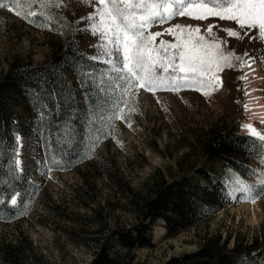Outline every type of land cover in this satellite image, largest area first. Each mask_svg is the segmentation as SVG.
<instances>
[{
    "label": "rangeland",
    "instance_id": "1",
    "mask_svg": "<svg viewBox=\"0 0 264 264\" xmlns=\"http://www.w3.org/2000/svg\"><path fill=\"white\" fill-rule=\"evenodd\" d=\"M21 3L23 6V0ZM63 4L61 8L44 10L53 17L51 22L39 16L22 19L0 9V74L15 64L50 63L61 46L60 33L52 28L66 23L75 29L78 51L89 58L100 57L96 61L101 62L100 42L87 31V22L82 19L92 7L81 0H63ZM171 23L199 24L202 29L208 23L235 27L232 22L217 18L201 22L178 17ZM214 31L228 39L229 50L239 55L247 51L256 58V71L249 81L239 79L249 68H234L221 73L222 87L208 97L194 90H181L178 94L158 91L155 96L141 90L137 111L130 117L131 126L120 120L111 121L107 138L97 143L89 138L92 115L78 75L67 69L65 74L84 113L88 134L85 158L69 169L49 171L45 157L47 134L44 125L37 128L40 116L12 93L3 98L6 110L19 125L16 137H20L22 171H17L27 183L32 200L26 204L23 196L16 193L17 204H23L27 211L16 220H0V264H88L105 244L113 258L131 264H165L173 256L197 250L208 238L226 244L228 249L236 242L250 244L257 240L264 244V194L251 203L239 190L261 185L264 180V145L262 155L245 162L247 171L208 159L204 149L213 130L236 127L238 132L250 134L244 126L252 125L264 134V121L251 117V111L245 109L251 94L247 85L256 88L264 102V42L236 40ZM89 74L102 86L110 71L106 65ZM108 93L110 116L114 94ZM199 169L223 180L226 190L215 188ZM181 175H189L192 185L199 181L207 184L223 208L174 235H167L164 220L157 218L151 227L152 246L121 245L114 233L143 218L144 205L156 184ZM258 193H264V189ZM162 228L164 232L156 237Z\"/></svg>",
    "mask_w": 264,
    "mask_h": 264
},
{
    "label": "trees",
    "instance_id": "2",
    "mask_svg": "<svg viewBox=\"0 0 264 264\" xmlns=\"http://www.w3.org/2000/svg\"><path fill=\"white\" fill-rule=\"evenodd\" d=\"M61 36V46L46 65H12L0 74V220L13 221L23 216L27 207L12 206L10 198L19 193L26 204L32 198L28 185L15 166L16 134L18 123L6 110L3 98L12 93L27 102L29 110L40 116L37 128L44 125L47 134L45 157L47 166L53 169H69L85 158L87 130L84 113L78 98L65 74L67 69L78 75L81 91L92 115L89 138L92 143L104 140L111 127L107 112L110 94L106 83L97 85L91 74L103 70L106 65L78 51V39L72 24L52 28ZM205 144L210 160H220L226 166L247 171L245 162L263 154L261 142L248 133L238 132L236 127L213 130ZM215 188L226 190L223 180L199 169ZM199 181L192 185L189 175L156 184L152 197L146 201L143 218L135 225L116 231L119 243L128 248L150 247L152 223L164 220L167 235H174L186 227L216 215L223 205L217 203L213 191ZM261 185L252 187L254 194L263 190ZM88 264H131L110 256L108 245L100 250ZM165 264H264V244L255 240L250 244L236 242L226 248L218 240L208 238L195 250L169 258Z\"/></svg>",
    "mask_w": 264,
    "mask_h": 264
},
{
    "label": "snow or ice",
    "instance_id": "3",
    "mask_svg": "<svg viewBox=\"0 0 264 264\" xmlns=\"http://www.w3.org/2000/svg\"><path fill=\"white\" fill-rule=\"evenodd\" d=\"M92 7L87 17V31L99 40L102 63L109 67L105 91L114 94L112 113L107 119L120 120L131 126L130 117L137 111L141 90L155 96L158 91L179 93L181 90L201 92L205 97L222 87L221 73L226 69L252 68L256 58L247 51L243 55L228 49V39L214 29L236 40L264 42V0H81ZM35 6V7H34ZM63 0H0V9L13 12L22 19L53 17L45 9L63 7ZM193 21L232 22L235 27L208 23L172 24L176 18ZM30 22H33L30 20ZM169 25L162 31L154 28ZM164 36L172 37L171 40ZM93 60L100 57L93 56ZM254 71V69H253ZM247 79V73L239 77ZM247 95V93H246ZM247 110V105H245ZM250 135L264 145V134L252 125H245ZM15 164L22 171L20 137H16ZM51 171V168L49 169ZM51 178V177H49ZM264 188V180H261ZM251 203L264 193L253 194L251 186L239 189ZM19 194L10 198L17 205ZM0 200V203H3Z\"/></svg>",
    "mask_w": 264,
    "mask_h": 264
},
{
    "label": "bare ground",
    "instance_id": "4",
    "mask_svg": "<svg viewBox=\"0 0 264 264\" xmlns=\"http://www.w3.org/2000/svg\"><path fill=\"white\" fill-rule=\"evenodd\" d=\"M253 69H254V71H253ZM255 71H256V69L253 65H252V68L248 69V71L246 72L248 81L253 77ZM247 88L249 89L248 93H251L248 97L247 111L248 110L251 111V115H252L251 117H257L261 121H264V102H263V99L257 95L258 93L255 92L256 88H253L252 86L250 87V85H247ZM163 232H164V228H162L161 231L156 234V237H158V234H162Z\"/></svg>",
    "mask_w": 264,
    "mask_h": 264
}]
</instances>
